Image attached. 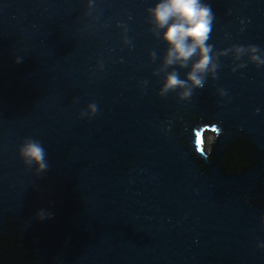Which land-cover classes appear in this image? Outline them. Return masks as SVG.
Wrapping results in <instances>:
<instances>
[{"label": "water", "instance_id": "95a60500", "mask_svg": "<svg viewBox=\"0 0 264 264\" xmlns=\"http://www.w3.org/2000/svg\"><path fill=\"white\" fill-rule=\"evenodd\" d=\"M205 2L214 50L264 51V0ZM155 3L0 0V226L29 241L23 263L264 264V66L229 53L189 99L161 97ZM25 138L47 151L40 178L19 158Z\"/></svg>", "mask_w": 264, "mask_h": 264}, {"label": "clouds", "instance_id": "9594fccd", "mask_svg": "<svg viewBox=\"0 0 264 264\" xmlns=\"http://www.w3.org/2000/svg\"><path fill=\"white\" fill-rule=\"evenodd\" d=\"M92 2L93 0H88L89 9L92 8ZM146 11L153 36L167 45L161 65L153 73L163 74L162 86L158 93L161 97L176 92L179 100L189 99L195 89H202L205 86L207 78L213 80L217 78V71L220 68L219 58L229 53L232 54L234 61H240L246 56L248 62L257 67L264 66V51L256 45H234L223 51L214 50V46L208 41L215 17L211 6L205 0H157L154 7ZM123 42L125 45L130 44L126 37ZM149 56L152 61L157 59L155 51L150 52ZM20 61V57L15 60L16 63ZM245 66V63H238L231 70L235 72ZM98 67L102 69L103 64H99ZM177 69H188L185 78H180ZM225 94L223 90H219L220 96ZM97 112L98 106L92 102L87 105L86 110L79 113V116L91 119ZM17 151L25 168L34 170L38 178L49 170L47 151L38 139L25 138ZM51 217L52 213L44 209L36 213L37 220ZM261 219L264 222V217ZM257 246L264 247V245Z\"/></svg>", "mask_w": 264, "mask_h": 264}, {"label": "flooded vegetation", "instance_id": "af4514ba", "mask_svg": "<svg viewBox=\"0 0 264 264\" xmlns=\"http://www.w3.org/2000/svg\"><path fill=\"white\" fill-rule=\"evenodd\" d=\"M208 132L215 133L213 131H207L204 137L203 150L205 153L210 154L213 151V144L216 141V137L212 141V137L207 136V134H209ZM224 152L225 156L234 157L233 160L235 162L239 161L240 166H242L244 160L240 159L241 155L237 153L236 149H229L227 147ZM18 234L22 237V235L18 233L15 223L11 220L4 222L0 226V264H26L22 262V258L28 256V252L24 245L25 243H29V241H19V238L17 237Z\"/></svg>", "mask_w": 264, "mask_h": 264}, {"label": "rangeland", "instance_id": "374dc122", "mask_svg": "<svg viewBox=\"0 0 264 264\" xmlns=\"http://www.w3.org/2000/svg\"><path fill=\"white\" fill-rule=\"evenodd\" d=\"M207 136H209V137H212V141L215 139V137H216V135L215 134H213V133H209V134H207ZM208 146V145H207Z\"/></svg>", "mask_w": 264, "mask_h": 264}]
</instances>
